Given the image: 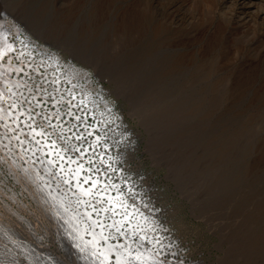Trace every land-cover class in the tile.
Returning <instances> with one entry per match:
<instances>
[{
    "label": "rangeland",
    "instance_id": "rangeland-1",
    "mask_svg": "<svg viewBox=\"0 0 264 264\" xmlns=\"http://www.w3.org/2000/svg\"><path fill=\"white\" fill-rule=\"evenodd\" d=\"M241 1L0 0V15L38 48L32 58L17 49L13 62L41 67L39 74L20 73L23 90L2 99L11 115L0 118V243L9 236L24 244L16 250L10 239L4 242L14 261L27 264L32 252L36 264H78L59 240L46 200L70 188L77 195L70 178L81 171L106 185L129 180L128 202L142 207L131 221L144 213L155 218L151 236L171 243L165 252L175 250L176 260L264 264V25L254 6L264 0ZM28 21L41 35L24 27ZM42 65L54 68V76ZM68 65L87 76L80 88L107 103L95 112L99 118L74 107L63 78L56 87ZM46 162L52 179L40 180ZM95 192L82 205L107 215V201Z\"/></svg>",
    "mask_w": 264,
    "mask_h": 264
},
{
    "label": "bare ground",
    "instance_id": "bare-ground-1",
    "mask_svg": "<svg viewBox=\"0 0 264 264\" xmlns=\"http://www.w3.org/2000/svg\"><path fill=\"white\" fill-rule=\"evenodd\" d=\"M246 0H242L240 4H243ZM249 1V3L251 2V0H247ZM252 5V3H250ZM254 6H256V8H258V17L256 19L260 20L261 21V25H264V4H258V3H254ZM240 9V14H245V11L241 10ZM241 21L245 24V23H248V20L249 19H246L245 18H240ZM11 21V20H10ZM8 19V17L5 15V14H1L0 15V118H4V116H6L7 114L6 113H10V111L7 109L5 110L4 107L2 105V101L4 100V98H8L10 97L11 95H15L18 94L17 92L22 88V85L21 84V81L23 79H19L18 78V75L20 73H24L25 75H28V76H31V71H33L32 69H35L34 70V73L35 74H39L40 73V65L38 63L37 66H34L32 67L31 69V66L32 65H25V62H24V66L26 69L23 68V65L22 64H19L17 65L15 62H13L14 58L13 56H15L14 54L16 53V51H18L17 49H22V53L23 54H29L30 58L32 57H35L33 54L32 51L33 49H35L36 51H38V48L37 47H34L33 46V43H31L30 41H28L27 37L26 39L22 40V38H20L19 34L23 31L22 29H20L19 27L16 26V24H13L11 23ZM242 23V24H243ZM28 28V30L30 32H32L33 34L35 35H41V32L39 30L38 27H36L34 25V23L28 21L27 24L24 26ZM22 34V33H21ZM12 35H15L17 37L18 40H16L15 42H11L9 37H11ZM13 37V36H12ZM20 49V50H21ZM20 52V54H21ZM33 53V54H32ZM85 54V53H84ZM19 55V53H18ZM86 55V54H85ZM20 56V55H19ZM25 56V55H24ZM23 57V55H22ZM54 57V56H53ZM16 58V56H15ZM20 58V57H18ZM43 58V57H42ZM51 58V57H50ZM6 59V60H5ZM83 59V58H82ZM88 59V58H87ZM91 59V58H89ZM17 60V59H16ZM22 60V59H21ZM25 60V59H24ZM27 60V58H26ZM37 60V58H36ZM49 60H52V59H49ZM56 60V59H55ZM58 60V59H57ZM92 60V59H91ZM15 61V60H14ZM35 61V60H34ZM38 61V60H37ZM36 61V62H37ZM28 62H29V59H28ZM32 62V61H31ZM51 62V61H50ZM54 62V61H53ZM53 62H51L50 66H53ZM60 62V61H59ZM86 62V61H85ZM55 65L57 64V62L55 61L54 62ZM37 64V63H35ZM44 65V64H43ZM42 65V66H43ZM49 65V64H48ZM47 65V66H48ZM58 65V64H57ZM47 66H43V68L45 69V71L47 73H50L51 75L50 76H54V72H52V67H50V69L47 68ZM99 66V65H98ZM98 66L96 68H98ZM58 67V66H57ZM55 70V69H54ZM57 72V70H56ZM15 73V74H14ZM61 73V71H60ZM58 74V79H60V83L59 85L57 84V81H56V87L57 86H61L63 87V83L61 81V79L63 78V80L67 81L69 83V91H68V95L69 97L71 95H73L74 99L76 102H74V107L77 108L79 105V107L82 109L83 108V112H88L92 117H95V112H98L99 111H102L104 110L103 107L105 109L108 108V105L105 101H103L102 99H92L89 94H88V91L87 89H83L82 85L81 88L78 86L77 83H79V81L81 79H85V82H87V76L85 77L83 75V72H81L78 68L74 67V65H68L66 67V72H62L61 74ZM14 74V76L12 75ZM13 77V78H12ZM49 77V76H48ZM43 78H45V74L43 73ZM42 79V78H41ZM57 79V78H56ZM47 81V79H46ZM44 81V82H46ZM50 82L52 81V79L49 80ZM49 82V83H50ZM83 82V81H82ZM54 83V82H53ZM27 84V83H26ZM44 84V83H43ZM52 84V83H51ZM55 84V83H54ZM87 84V83H86ZM81 85V84H80ZM41 86V85H40ZM67 86V87H68ZM86 86V85H85ZM90 86V85H88ZM27 87V86H26ZM55 87V86H54ZM58 88V87H57ZM55 88V89H57ZM28 89V88H26ZM54 89V90H55ZM23 90V89H22ZM20 90V92L22 91ZM29 90V89H28ZM31 90V89H30ZM40 90V89H39ZM38 90V91H39ZM66 90L65 93H67V90L68 89H64ZM56 91V90H55ZM62 91V90H61ZM19 92V93H20ZM29 92V91H28ZM63 92V91H62ZM79 93V96H77L76 94ZM90 93V91H89ZM58 94V92H57ZM20 95V94H19ZM64 95V94H63ZM67 95V94H66ZM34 96V95H33ZM37 94L35 95V98H36ZM62 96V95H61ZM15 97V96H14ZM5 98V99H6ZM96 98V97H94ZM3 99V100H2ZM62 99V98H61ZM59 99V100H61ZM64 100V99H63ZM15 101V100H14ZM68 101V100H67ZM71 101V100H70ZM69 101V102H70ZM60 102V101H59ZM63 102V101H62ZM78 103V104H76ZM12 105H15V104H12ZM72 105H73V102H72ZM71 105V106H72ZM15 107V106H13ZM101 107V108H100ZM12 108V107H11ZM8 111V112H6ZM72 112V111H71ZM82 112V111H81ZM6 114V115H5ZM63 114V113H62ZM102 114V113H101ZM11 115V113L9 114ZM61 115V114H60ZM59 115V117H60ZM66 115V114H65ZM106 115V114H105ZM8 116V115H7ZM6 116V117H7ZM13 116V115H12ZM16 116V115H15ZM74 116V115H73ZM82 116V114H81ZM97 116V115H96ZM5 117V118H6ZM67 117V115L65 116ZM98 117V116H97ZM102 117V116H101ZM105 117V116H104ZM96 118V117H95ZM99 118V117H98ZM107 118V116H106ZM105 118V119H106ZM111 118V117H110ZM76 119V118H75ZM83 119V118H82ZM81 119V121H82ZM108 119V118H107ZM2 120V119H1ZM100 120V119H99ZM103 121V118L101 119ZM97 121V120H96ZM10 122V121H9ZM86 122V120L84 121V123ZM105 122V121H104ZM10 124V123H9ZM104 125V123H102ZM8 125V124H7ZM90 128V127H89ZM93 128V127H92ZM96 129V127H95ZM99 129V128H98ZM88 130V129H87ZM97 130V129H96ZM95 130V131H96ZM103 130V129H102ZM67 131V130H66ZM100 131V130H99ZM38 132V131H37ZM90 131L88 130V133ZM103 132V131H102ZM33 133V132H32ZM91 134V133H89ZM77 135V134H76ZM74 136V134H73ZM88 137V136H87ZM124 137V136H123ZM32 139V138H31ZM98 140V137H96L95 141ZM69 141V140H68ZM94 141V142H95ZM71 142V141H70ZM74 141H72L73 143ZM24 143V142H23ZM55 143V142H54ZM53 143V144H54ZM81 143V141L79 142ZM97 143V141H96ZM103 143V142H102ZM8 144V143H7ZM48 144V143H47ZM52 144V145H53ZM76 144V143H75ZM98 144V143H97ZM104 144V143H103ZM51 145V144H50ZM111 145V144H110ZM40 146V145H39ZM49 146V144H48ZM54 146V145H53ZM94 146V144H93ZM92 146V147H93ZM97 146V145H96ZM102 146V145H101ZM104 146V145H103ZM36 147V146H35ZM57 147V146H56ZM67 147V146H65ZM73 147V146H72ZM79 149H80V146H78ZM90 147V146H89ZM75 148V147H74ZM104 149H107L108 151V148L106 147H103ZM34 149V148H33ZM50 149V148H48ZM64 149H67V148H64ZM110 149V147H109ZM52 150V149H50ZM48 150L49 154H51V151ZM53 150H55V148H53ZM52 150V151H53ZM77 150V149H76ZM58 151V147H57V150ZM55 151V152H56ZM70 151V150H69ZM101 151V150H100ZM99 151V152H100ZM103 151V150H102ZM110 151V150H109ZM41 152V151H40ZM62 152V151H61ZM60 152V154H61ZM106 152V151H105ZM111 152V151H110ZM109 152V153H110ZM44 153V152H43ZM42 154V153H41ZM40 154V156H41ZM101 154V152H100ZM102 154H104V152H102ZM53 155V154H52ZM105 155V154H104ZM51 157V156H50ZM57 157V156H56ZM82 157V156H81ZM103 157V155H102ZM108 157V156H107ZM110 157V156H109ZM115 157V156H113ZM43 158V157H42ZM60 157L58 156V159ZM62 159H64L63 157H61ZM60 158V159H61ZM106 158V157H105ZM58 159H56V161H58ZM59 159V160H60ZM68 159V158H67ZM67 159H64L67 161ZM78 159V157L76 158ZM75 159V160H76ZM104 159V158H103ZM107 159V158H106ZM114 159V158H113ZM40 160V159H39ZM49 160H51L49 158ZM48 159L45 160V161H49ZM73 159V161H75ZM80 160V159H79ZM109 160V159H108ZM117 160V159H116ZM115 160V161H116ZM105 161V160H104ZM110 161V160H109ZM112 161V160H111ZM110 161V162H111ZM114 161V162H115ZM68 162V161H67ZM76 162V161H75ZM85 162V161H83ZM81 162L80 164L83 165L84 163ZM87 162V161H86ZM117 162V161H116ZM44 163V162H43ZM52 163H53V159H52ZM51 163V164H52ZM58 163V166H60V162H57ZM64 163V162H63ZM72 163V160L70 162V165ZM106 164V163H105ZM49 165L50 163L46 162V165H42V169H44V172L46 174H44L45 176H41L40 174L38 177L40 180L43 178V179H47V178H50L47 174L48 172L50 171V168H49ZM57 165V164H56ZM62 165V164H61ZM74 165V164H73ZM81 165H79L80 167H82ZM103 165H104V162H103ZM102 164L100 166H103ZM110 165V164H109ZM52 166V165H51ZM55 165L53 164V167ZM78 166V165H77ZM84 166V165H83ZM116 166V165H115ZM65 167V166H64ZM69 167V166H67ZM66 167V169H68ZM111 167V166H109ZM114 167V165L112 166ZM41 168V166H40ZM61 168V166H60ZM60 168L58 170H60ZM71 169V167H69ZM87 168V167H86ZM33 169V167H32ZM53 169V168H52ZM63 169V168H62ZM65 169V168H64ZM63 169V170H64ZM65 169V170H66ZM69 169V170H70ZM78 169V168H77ZM80 169V168H79ZM83 169V167H82ZM112 169V168H111ZM35 170V169H34ZM57 170V171H58ZM86 170V169H85ZM99 170V169H98ZM106 170V169H105ZM109 170V168H108ZM55 171V170H54ZM61 171V170H60ZM67 171V170H66ZM88 171V170H87ZM91 171V170H90ZM114 171V170H112ZM65 172V171H64ZM72 172V171H71ZM71 172H70V175H71ZM81 172V171H80ZM80 172H76L74 173V171L72 172L73 174V177L74 178H70V179H73V188L75 189L77 195H74L75 193L72 192L71 188H70V192L64 190L62 193H59L58 195L55 194L54 195H49L48 197V201L46 200V204H48L49 206L50 205H53V209H49V213L52 215V220L54 221V224H56V230H57V233L59 235V240H61V243H65V246L67 247L66 250L68 251H71L72 255H73V259L75 262L77 261L78 264H184V262L182 260H176V256L174 257L172 254H176V251L172 250L171 254L170 253H167L165 252V248L168 247L166 246V244H164L165 242H162L161 244H159V241L161 240L162 237H160V240H154V237L151 236L154 234V229H155V226L154 224L156 223H153L152 220H155L154 219H151L153 218L151 215L154 214V211L152 213V211L150 212V216L151 218L148 216H144V211L143 213L144 214H140L138 215V218L137 216H134L136 217L134 219V221L132 222L131 221V218L133 217L132 215H135V213L138 210V208H142V207H138V206H141L139 205L141 203V201H139L138 199H136V201L138 200L139 204H137V207H134L136 205H134V203H129L131 200L130 198H132L131 196L134 194V191H133V184L130 183L129 180H126L122 179V180H118L116 183L114 184H109V181H108V184L110 185H106L105 183H102L101 181L98 182L97 179L93 180L91 179L90 176H85V175H82V173ZM84 172V170H83ZM108 172V171H107ZM60 173V172H59ZM63 173V171L61 172ZM89 173V172H88ZM92 173V172H91ZM106 173V171H105ZM116 173V172H115ZM114 173V175H115ZM119 173V172H118ZM95 174V173H94ZM93 174V175H94ZM104 174V173H103ZM59 175V174H58ZM66 175V173H65ZM71 175V176H72ZM69 176V175H67ZM65 176V181L63 180V183H66L68 184L70 181L68 180V178L66 179ZM92 176V175H91ZM95 176V175H94ZM103 176V175H101ZM119 176V175H118ZM104 177V176H103ZM106 178V177H105ZM110 178V176H109ZM112 178V176H111ZM119 178V177H118ZM122 178V177H120ZM52 179V178H50ZM55 179V178H54ZM63 179V178H61ZM101 179V177H100ZM104 179V178H103ZM108 179V178H107ZM48 180V179H47ZM57 180V179H56ZM116 180V179H115ZM111 181V180H110ZM60 182V181H59ZM104 182V181H103ZM112 182V181H111ZM114 182V181H113ZM46 183V182H45ZM102 183V184H101ZM70 184V183H69ZM68 184V185H69ZM99 184L102 185L101 188L99 187ZM46 185V184H45ZM67 185V186H68ZM46 188H49L48 186H46ZM97 189V192L98 193V200L99 202H103V200H106L107 201V204L105 205L106 207H108V210L109 212H107L108 214L106 215L105 214V211H103L102 215L103 216H98L99 214L95 213L94 209L91 208L90 211L88 210H85L86 207H84L83 205H85V201L82 199L83 197L85 196H88L89 194H93V193H96L95 190ZM99 189V190H98ZM136 190V189H135ZM145 191V190H143ZM93 192V193H92ZM74 196L76 199H73L72 196ZM95 195V194H94ZM114 195V196H113ZM91 196V195H90ZM135 196V195H134ZM139 196V195H138ZM141 197V196H140ZM94 198V197H93ZM96 198V199H97ZM136 198H139V197H136ZM87 199V198H86ZM89 199V198H88ZM91 200V199H90ZM130 200V201H129ZM142 200V199H141ZM87 201V200H86ZM94 201V200H93ZM129 201V202H128ZM134 201V200H133ZM135 201V202H136ZM89 202V201H88ZM97 202V201H96ZM43 203H45V201H43ZM59 203V207H57L56 205ZM79 203V204H77ZM93 203V202H92ZM99 203V204H100ZM104 203V202H103ZM81 204V205H80ZM83 204V205H82ZM91 205V203H90ZM95 205V204H94ZM130 205V207H129ZM144 205V204H143ZM150 205V204H149ZM103 206V205H101ZM110 206V208H109ZM80 207V208H79ZM99 207V206H98ZM97 207V210L99 209ZM144 207V206H143ZM145 207L146 206V202H145ZM144 207V208H145ZM150 207V206H149ZM96 208V207H95ZM48 209V208H47ZM149 209V208H148ZM152 209V208H151ZM107 210V211H108ZM141 210V209H140ZM145 210V209H144ZM155 210V209H154ZM147 211V210H146ZM145 211V212H146ZM149 211V210H148ZM48 212V211H47ZM140 213V212H139ZM152 213V214H151ZM156 213V212H155ZM109 216L111 217V219L109 217V224H106L105 222V216ZM137 214V213H136ZM147 214V213H146ZM149 214V213H148ZM101 215V213H100ZM132 216V217H131ZM100 217V218H98ZM155 217V216H154ZM157 218V217H156ZM51 219V218H50ZM138 219V220H137ZM157 220V219H156ZM138 221V222H137ZM160 221V220H159ZM125 224H128L125 226ZM158 227H162V226H159ZM156 227V228H158ZM166 228V227H165ZM1 230V228H0ZM166 230L167 232V229H164V231ZM163 231V229H162ZM161 231V232H162ZM163 231V232H164ZM156 233V232H155ZM165 234V233H164ZM156 235H159V232L157 231V234ZM168 235V234H167ZM57 236V235H56ZM164 236V235H162ZM58 237V236H57ZM156 237V236H155ZM168 237V236H167ZM121 239L122 242L118 241V239ZM135 238V240H134ZM7 239H10V243H7V244H11V247L13 246H16V250L18 249V246L20 247H23L24 244H20V242L18 244H16V240L11 241V238L8 236V237H3V240L4 242L7 240ZM13 239V238H12ZM163 239V238H162ZM166 239V238H165ZM168 239V238H167ZM111 240H115V244H113L111 242ZM170 240V239H169ZM171 241H172V238H171ZM0 243V264H18L16 261H14L12 259V256L9 255L10 252H12L11 250L8 251L6 250V248H4V244L6 243ZM12 242V243H11ZM25 242V241H23ZM149 244V246L147 247L145 245V243ZM22 243V242H21ZM20 244V245H19ZM25 244H27L25 242ZM174 244V243H173ZM160 245V246H159ZM10 246V245H9ZM8 246V247H9ZM7 247V246H6ZM10 247V249H11ZM20 247V248H21ZM29 247V246H28ZM24 248L26 249L27 247L24 246ZM23 248V249H24ZM162 249V252L159 250V249ZM168 248H171V243H170V246ZM166 248V249H168ZM173 248V247H172ZM175 248V247H174ZM178 248V247H177ZM9 249V248H7ZM22 250V252H24ZM32 249V248H31ZM13 250V249H12ZM20 250V249H19ZM33 250V249H32ZM169 250V249H168ZM21 252V251H20ZM21 252V253H22ZM31 252V251H30ZM14 253V251H13ZM11 253V254H13ZM164 253V254H163ZM16 254V252L14 253ZM32 254V255H31ZM31 254H25V256L27 257V259H23V260H26V262H28L27 264H36V260L33 259L35 254L31 252ZM34 254V256H33ZM68 254V252H67ZM165 254H170L169 257H171V259H166L164 258L165 257ZM28 255V256H27ZM178 255V253L176 254ZM180 255V254H179ZM16 256V257H15ZM13 255L14 258H17L18 256L17 255ZM20 256L22 255H19L18 258H20ZM36 256H37V252H36ZM40 256V255H38ZM38 256L36 258H38ZM25 257V258H26ZM72 257V256H70ZM75 257V258H74ZM17 258V259H18ZM41 258V257H40ZM43 258V257H42ZM168 258V257H167ZM178 258V257H177ZM180 258V257H179ZM181 259V258H180ZM19 260V259H18ZM35 260V261H34ZM39 260V259H38ZM41 261V260H40ZM42 261H45L44 258ZM47 262V261H45ZM49 262V261H48ZM24 264V263H23ZM195 264V263H193ZM203 264V263H202Z\"/></svg>",
    "mask_w": 264,
    "mask_h": 264
}]
</instances>
